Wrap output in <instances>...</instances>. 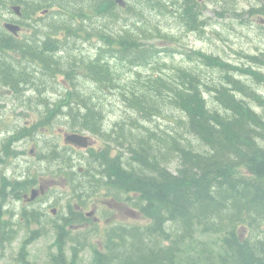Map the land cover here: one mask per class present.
<instances>
[{
	"label": "trees",
	"instance_id": "obj_1",
	"mask_svg": "<svg viewBox=\"0 0 264 264\" xmlns=\"http://www.w3.org/2000/svg\"><path fill=\"white\" fill-rule=\"evenodd\" d=\"M180 1L177 7L168 0H138L132 5L126 0H0V17L10 11L16 15L10 20L26 28L23 37H16L0 25V83L17 86L20 81L62 75L68 93L59 103L69 106L75 126L105 139L100 106L79 76L99 88L123 87L107 54L138 66L168 50L144 42L162 34L157 25H152L156 33L147 27L142 8L147 3L160 9L175 7L180 22L191 31L204 28L200 0ZM137 12L143 26L129 22ZM255 12L264 13V6L249 10ZM123 19L128 21L124 27L115 25ZM84 35L103 40L104 57L100 52L89 62L69 51L70 42ZM191 52L205 54L199 57L203 63L222 68L220 83L209 84L186 67L147 76L138 73L137 82L121 93L135 117L119 125V135L103 140L104 147L91 150L88 187L107 186L118 196L136 192L138 199L132 203L149 222L107 228L104 248L90 264H264V110L255 108L258 103L264 108V96L241 77L246 73L262 79L264 73L253 64L241 66L198 49ZM249 57L254 64L261 60L257 54ZM163 109L173 112L175 124L185 127L196 142L177 128L171 132L153 126ZM175 160L179 165L173 171L169 164ZM199 233L215 238L204 241L197 238Z\"/></svg>",
	"mask_w": 264,
	"mask_h": 264
},
{
	"label": "flooded vegetation",
	"instance_id": "obj_2",
	"mask_svg": "<svg viewBox=\"0 0 264 264\" xmlns=\"http://www.w3.org/2000/svg\"><path fill=\"white\" fill-rule=\"evenodd\" d=\"M67 86L68 81L58 78L20 81L17 86L0 83V264H82L80 228L126 225L112 218L117 210L131 217L140 212L132 203L136 192L118 196L113 188L88 187L87 161L95 142L104 139L75 126L69 106L59 103L66 99ZM3 100L12 101L13 116ZM73 133L87 135L90 145L69 142ZM73 150L81 155L78 163L72 160ZM50 234L54 240L44 244L47 252L35 247Z\"/></svg>",
	"mask_w": 264,
	"mask_h": 264
},
{
	"label": "rangeland",
	"instance_id": "obj_3",
	"mask_svg": "<svg viewBox=\"0 0 264 264\" xmlns=\"http://www.w3.org/2000/svg\"><path fill=\"white\" fill-rule=\"evenodd\" d=\"M136 1L138 0H126V4L132 5L135 4ZM168 1H170V3L172 1L176 2L175 5H177V7L181 2L180 0ZM200 4L201 15L207 24L205 25L206 27L204 26L203 28L201 26L202 28L196 31H191L184 23L180 22V16L173 11L175 7L171 10L169 9L171 5H168L167 9H160L156 6L153 7L151 3L149 5L147 3L144 7L139 6L140 9L142 7L145 10L143 16L149 20L147 27L155 32L152 25H157L158 28L161 29V33L164 34H160L158 37L147 41L144 40V42H151L158 48L163 46L168 49L162 51L160 55H156L149 63L133 66L128 62L123 63L115 53L112 54L113 56L111 54L105 56L102 54L103 49L101 47L103 40L99 42L97 37H86L85 35L78 38L75 42H70L73 46H69V51L76 53L77 56L84 57V59L89 62L92 59L98 58L101 52V55L106 57L107 62L110 61V66L118 75H116L118 80L123 87L126 88L137 82L138 73H141L142 76L159 73L162 70L170 73L177 67H186L196 72L198 71L209 84L219 82L222 79V68L203 63L198 56L191 52L192 50L197 51V49L207 53H213L229 62H234L241 66H251L253 64L255 69L258 68L264 73V13H249V10L254 8V6H264V0H200ZM3 15L4 17H0L1 26L5 23L6 18H16V15L10 11L9 13H3ZM129 22L135 26L138 25V22L143 26L139 13L131 16ZM126 23H128V21L123 19L115 23V25L124 27ZM24 32L25 30L22 31L21 37H23ZM256 54L259 55L261 60H256V64H254L249 56H256ZM63 56L67 57L68 51H66ZM241 77L243 80L246 79L248 82L255 85L264 95V75H262V79H256L253 75L246 73L242 74ZM57 78L61 81L64 80L62 75H58ZM79 80H81V84L83 88H86L87 92H91L95 95L94 102L97 106H100V110L103 114L105 113L107 115L106 119L109 118L110 124H114L116 121L121 120L117 124L118 131H120V124L127 123L128 120L131 122V118L135 117L136 114L132 111L131 107H127L126 103L123 101V97L119 92L120 90L115 89L114 91L108 86L99 88L97 84L85 80L83 76H79ZM51 88H54V86ZM3 102H6L8 110L11 111V115L13 116L15 111L12 101L3 100ZM174 112H176L177 115H181V112L177 110ZM175 118H177V116L173 112L170 110L166 112L163 109L160 116L154 117L152 125L155 127L159 125L161 128L168 129L171 132L177 128L181 131L182 135L190 137L192 141L196 142L195 136L190 134L189 131L187 132L185 127H181L177 123L175 124ZM101 125L103 127L107 126L103 121H101ZM147 125H150L149 121H147ZM57 131L58 129H56V132ZM98 140L99 141L95 142L96 149L104 147V143L101 139ZM72 152L74 154L72 160L78 163V159L81 157L80 153L74 150ZM113 153L115 154V152ZM79 165L80 164H78L76 168H78ZM178 165V160L172 161L169 164L173 171H176ZM60 188L62 190L64 189L61 184ZM111 209L112 206H110V210ZM112 218L117 219L114 221H122L127 225H145V223L149 222L148 217L143 215V213L138 211L136 217H131L122 208L117 210ZM106 229L107 228L101 227L80 228V258L82 264H90L93 262L96 252L103 249L102 241L106 235ZM197 238L204 241H211L215 237L210 234L202 235L199 233L197 234ZM53 240L54 236L50 234L46 238L39 239L35 247L38 249L42 248V250L47 252L48 248L45 249L44 244L46 243V246H48ZM51 250L52 248L50 247L49 252H51ZM191 252L192 250L188 249L186 254L190 257L193 254ZM43 257H45V255H43Z\"/></svg>",
	"mask_w": 264,
	"mask_h": 264
},
{
	"label": "bare ground",
	"instance_id": "obj_4",
	"mask_svg": "<svg viewBox=\"0 0 264 264\" xmlns=\"http://www.w3.org/2000/svg\"><path fill=\"white\" fill-rule=\"evenodd\" d=\"M83 2V1H82ZM79 3V2H78ZM72 4V3H71ZM84 4V3H83ZM219 4V3H218ZM65 5V4H64ZM88 5V4H87ZM90 5V4H89ZM88 5V6H89ZM92 5V4H91ZM75 6V5H74ZM88 6H86V7H88ZM217 6V5H216ZM225 6V5H224ZM102 7V6H101ZM100 7V8H101ZM71 9V8H70ZM103 9V8H102ZM101 9V10H102ZM82 10V9H81ZM74 11V10H73ZM78 11V10H77ZM80 11V10H79ZM118 11V10H117ZM139 11V10H138ZM117 13V12H116ZM128 14V13H127ZM137 14H138V12H137ZM122 15V14H121ZM120 15V16H121ZM102 17V16H101ZM105 18V17H104ZM109 18V17H108ZM107 18V16H106V19H108ZM113 18V17H112ZM121 18V17H120ZM60 20V19H59ZM83 20V19H82ZM98 20H99V18H98ZM103 20V19H102ZM108 21V20H107ZM93 22V21H92ZM109 22V21H108ZM90 23V22H89ZM95 23V22H94ZM98 23V22H97ZM96 23V24H97ZM104 23H105V21H104ZM71 24V23H70ZM75 24V23H74ZM82 24H84V23H82ZM85 24H86V21H85ZM107 24V23H106ZM203 24H204V22H203ZM73 25V24H72ZM200 25H201V23H200ZM69 26V25H68ZM93 26V25H92ZM100 26V25H99ZM108 26H110L109 24H108ZM115 26V25H114ZM107 27V26H106ZM197 28V27H196ZM198 28H200V27H198ZM202 28V27H201ZM131 29V28H130ZM50 30V29H49ZM109 30V29H108ZM113 30V29H112ZM194 30V29H193ZM198 30V29H197ZM110 31V30H109ZM94 32V31H93ZM70 33V32H69ZM72 34V33H71ZM108 34V33H107ZM119 34H120V32H119ZM109 35V34H108ZM75 36V35H74ZM78 37V36H77ZM90 37H93V36H90ZM111 37V36H110ZM103 39H104V37H103ZM73 40V39H72ZM69 44V43H68ZM113 51V50H112ZM115 52V51H114ZM195 53H197V52H195ZM203 55H205V54H203ZM203 55H201V53H200V55H199V57L200 56H203ZM208 55V54H207ZM211 55V54H210ZM213 55V54H212ZM113 56V55H112ZM215 56V55H214ZM217 58H218V56H217ZM204 59V58H203ZM205 59H206V57H205ZM204 59V60H205ZM208 60H210V59H208ZM213 61V60H212ZM206 62V61H205ZM209 63V62H208ZM2 64V63H1ZM212 64V63H211ZM63 69V68H62ZM190 70V69H189ZM115 70H113L112 69V73H115L116 74V72H114ZM185 71H186V69H185ZM64 72V71H63ZM190 72V71H189ZM198 72V71H197ZM65 73V72H64ZM74 73V72H73ZM73 73H70V74H73ZM196 73V72H195ZM74 76V75H73ZM118 76V75H117ZM117 76H114L115 78H116V80H118V77ZM1 77V76H0ZM6 77V76H5ZM71 79H73V78H71ZM85 80H87V79H85ZM88 80H89V78H88ZM81 81V80H80ZM84 81V80H83ZM82 81V82H83ZM119 81V80H118ZM86 82V81H85ZM84 82V83H85ZM120 82V81H119ZM80 83V82H79ZM78 83V84H79ZM81 84V83H80ZM90 84V83H89ZM16 85V84H15ZM73 85H74V83H73ZM114 85H112V87H113ZM111 87V89L112 90H114L115 91V89H118V90H120L119 92H120V94L123 92V89L125 88H123L121 85H117V86H115V87H113L112 88ZM70 92V91H69ZM67 93H68V90H67ZM262 93V92H261ZM45 95H47V94H45ZM262 95H263V93H262ZM87 96V95H86ZM121 96H122V94H121ZM264 96V95H263ZM52 97V96H51ZM88 97V96H87ZM36 98V97H35ZM42 99V98H41ZM47 99H49V98H47ZM33 100V99H32ZM37 100V99H36ZM51 101L53 100L52 98L50 99ZM34 101V100H33ZM49 101V100H48ZM59 101V100H58ZM251 101H255L254 99H251ZM35 102V101H34ZM50 103H52V102H50ZM54 103V102H53ZM57 103V102H56ZM47 104V103H46ZM50 105V104H49ZM58 105H60V104H58ZM36 106H38V105H36ZM48 106V105H47ZM41 107V106H40ZM51 109H53L52 107H50ZM255 108H257L258 110H260V111H262V110H264V108L258 103L257 105H256V107ZM47 109V108H46ZM55 109V108H54ZM59 109V108H58ZM57 109V110H58ZM50 110V109H49ZM48 109H47V111H49ZM56 110V109H55ZM56 110V111H57ZM64 110H66V109H64ZM51 111H53V110H51ZM70 111V110H69ZM68 111V112H69ZM62 112H64V111H62ZM66 112V111H65ZM68 112H66V113H68ZM55 113V112H54ZM52 114V113H51ZM100 114L101 115H103V112L100 110ZM52 116V115H51ZM104 118H105V116L103 115V117H101V119H102V121H103V123H105V121H104ZM74 119H76V118H74ZM134 119V118H133ZM107 121L109 120V118L108 119H106ZM121 120H119V121H116L114 124H111V125H107L106 123V125L107 126H105V127H103L102 125H101V127L103 128V132L105 133V135L104 136H106V138L109 136V139H110V137L112 138V136H117V135H119L120 134V132L121 131H118L117 130V124L120 122ZM128 122H130V121H128ZM110 123V122H109ZM144 123V122H143ZM129 124V123H128ZM143 125V124H142ZM110 126V127H109ZM101 128V129H102ZM148 128V127H147ZM130 131H132V130H130ZM140 131V130H139ZM139 131H137V132H139ZM143 131V130H142ZM156 131V130H155ZM143 133V132H142ZM130 134V133H129ZM140 134H141V132H140ZM127 136H128V134H126ZM125 135V136H126ZM122 136H123V134H122ZM133 136V135H132ZM128 137H130V135L128 136ZM105 138V139H106ZM118 138V137H117ZM120 138H122V137H120ZM126 138V137H125ZM105 139H104V141H105ZM116 139V138H115ZM119 139V138H118ZM117 139V140H118ZM124 139V138H123ZM106 141H108V142H111V140H106ZM120 141L118 140V143H119ZM105 143V142H104ZM123 143V142H122ZM127 143V142H126ZM125 144V143H124ZM114 145V144H113ZM112 145V146H113ZM127 145V144H126ZM117 146V145H116ZM114 147V146H113ZM117 148V147H116ZM106 149H107V147H106ZM110 150H112L111 148H110ZM126 151V150H125ZM128 152V151H127ZM125 153V152H124ZM126 154V153H125ZM64 155V154H63ZM66 155V154H65ZM67 157V156H66ZM96 158L97 157H99V156H95ZM95 158V159H96ZM101 158V157H100ZM122 158V157H121ZM95 159H94V161H95ZM98 160V159H97ZM123 160V158L121 159V161ZM99 161H101V160H99ZM102 162V161H101ZM126 164V163H125ZM77 165V164H76ZM97 165V164H96ZM104 165V164H103ZM123 166V165H122ZM100 168H102V166L101 167H99V170H100ZM95 169V168H94ZM97 169V168H96ZM98 170V171H99ZM104 173V172H103ZM91 174V173H90ZM94 174H96V173H94ZM99 174V173H98ZM106 174V173H105ZM108 175V174H107ZM95 176V175H94ZM100 176V175H99ZM105 176V175H104ZM101 178V177H100ZM103 178V177H102ZM88 179H90L89 178V176H88ZM99 179V178H98ZM86 180H87V177H86ZM90 180H92V179H90ZM95 180V179H94ZM101 180V179H100ZM104 180V179H103ZM107 181V180H106ZM90 182V181H89ZM92 182V181H91ZM90 182V183H91ZM96 182V181H95ZM104 182H105V180H104ZM107 183V182H106ZM89 184V183H88ZM104 184V183H103ZM110 186V185H109ZM111 186H112V184H111ZM104 187H105V185H104ZM106 188H107V186H106ZM86 189H88V188H86ZM106 190V189H105ZM110 190V189H109ZM106 194V193H105Z\"/></svg>",
	"mask_w": 264,
	"mask_h": 264
},
{
	"label": "water",
	"instance_id": "obj_5",
	"mask_svg": "<svg viewBox=\"0 0 264 264\" xmlns=\"http://www.w3.org/2000/svg\"><path fill=\"white\" fill-rule=\"evenodd\" d=\"M5 27L15 35H17L18 31L21 29V25L19 23L16 24L11 22H5ZM67 140L80 147H86L89 145V139L87 138V136L82 134H69Z\"/></svg>",
	"mask_w": 264,
	"mask_h": 264
}]
</instances>
